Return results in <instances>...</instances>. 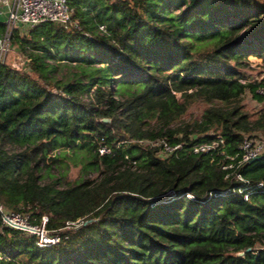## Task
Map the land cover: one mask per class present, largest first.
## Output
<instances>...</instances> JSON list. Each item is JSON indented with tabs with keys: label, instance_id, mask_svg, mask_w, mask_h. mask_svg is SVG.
I'll use <instances>...</instances> for the list:
<instances>
[{
	"label": "trees",
	"instance_id": "obj_1",
	"mask_svg": "<svg viewBox=\"0 0 264 264\" xmlns=\"http://www.w3.org/2000/svg\"><path fill=\"white\" fill-rule=\"evenodd\" d=\"M69 5L66 28L13 30L24 68L0 62V203L33 224L46 216L57 237L39 247L0 221V264H264V152L222 168L245 136L264 138V106L242 104L246 93L264 102L243 71L249 56L264 61V0ZM61 65L75 71L57 79ZM194 100L206 104L200 119L182 121ZM217 134L215 163L192 154ZM158 137L181 143L177 156L138 143ZM79 150L82 175L63 180ZM48 160L66 163L41 183Z\"/></svg>",
	"mask_w": 264,
	"mask_h": 264
},
{
	"label": "built area",
	"instance_id": "obj_2",
	"mask_svg": "<svg viewBox=\"0 0 264 264\" xmlns=\"http://www.w3.org/2000/svg\"><path fill=\"white\" fill-rule=\"evenodd\" d=\"M72 14L73 8L69 5V0H0V17H6L5 22L2 23L4 24V30L0 31V62L7 63L13 50L10 39L11 33L14 29L20 27L30 29L42 22H51L66 28L71 23ZM103 28L104 26H100L101 30H103ZM22 57L27 64L28 58H25L23 55ZM13 65L18 68L25 67L17 66L15 64ZM255 79L259 82L262 81V84L256 91L258 94L264 96V66L259 70V74ZM138 143L156 149L157 154L161 158L177 156L182 147L181 143L172 144L162 137L140 139L138 140ZM225 145L224 137L217 134L215 138L192 144L190 150L192 154L207 155L209 157V162L215 163V156L217 154H225ZM98 151L100 154L110 153V149L106 147H101ZM263 152L264 139L245 136L238 147L237 153L234 155L225 154V157L229 159V162L222 165V168L224 170L233 169L235 172L238 166L256 159ZM235 178L247 183V181L237 172L235 173ZM187 196L191 197L190 195ZM247 198L248 195L244 194V199L246 200ZM0 221L1 224L6 227L28 234H34L37 237L36 244L39 247L57 241V237L50 235L45 229V223L47 221L46 216L41 217L40 224H33L27 213L8 210L0 203ZM80 223L81 220H77L74 222H67V225L77 226Z\"/></svg>",
	"mask_w": 264,
	"mask_h": 264
},
{
	"label": "rangeland",
	"instance_id": "obj_3",
	"mask_svg": "<svg viewBox=\"0 0 264 264\" xmlns=\"http://www.w3.org/2000/svg\"><path fill=\"white\" fill-rule=\"evenodd\" d=\"M5 18H6L5 16H1L0 23H4ZM19 30H21V32H26L27 28L20 27ZM12 49L13 50L9 56L7 63L12 64V65L15 64L21 67L26 66V62H24V58L19 53L17 48L13 46ZM248 62H249L248 66L243 71L249 80H253L258 76L259 70L263 68L264 61L262 58H259L257 56H249ZM59 63L63 64V61ZM73 71H75V69L71 67L70 65H67V66L61 65V67H59L57 72L55 73V77L57 79L68 78L71 75V72ZM177 99L179 102L183 101L180 94H177ZM242 104H243L244 111L248 112L249 114H253L257 112L259 109H261L264 106V102L257 101L256 99L252 97L250 93H246L244 95L242 99ZM205 107H206V104L199 100H194L192 102H189L186 112L181 117L182 121L192 123L195 120H199L201 113ZM257 138L261 139V137H257ZM6 149L8 151H15V150L18 151L21 148L18 146H11L8 144L6 146ZM82 154L83 152L79 150L77 155L70 157V160H66L68 162V165H67L68 169L64 170L65 177L63 180L73 181L76 178H78L80 174L82 175V169H81L82 165L80 161L78 160V157H80ZM47 163H50V161L48 160L40 164L41 171L39 174L42 176L40 178L41 183L49 182L52 179V177H58L60 175V172L62 171V168H64L66 162L63 161V164L61 163L62 165H60L59 163L51 165L49 170L46 169L45 167Z\"/></svg>",
	"mask_w": 264,
	"mask_h": 264
},
{
	"label": "water",
	"instance_id": "obj_4",
	"mask_svg": "<svg viewBox=\"0 0 264 264\" xmlns=\"http://www.w3.org/2000/svg\"><path fill=\"white\" fill-rule=\"evenodd\" d=\"M103 121H104V122H108L109 119L104 118ZM248 250H249V248L246 249V251H248ZM243 254H244V252H238V253H237V255H243Z\"/></svg>",
	"mask_w": 264,
	"mask_h": 264
}]
</instances>
